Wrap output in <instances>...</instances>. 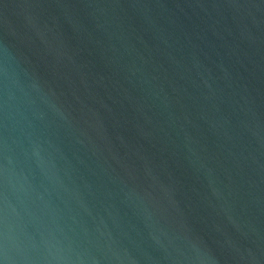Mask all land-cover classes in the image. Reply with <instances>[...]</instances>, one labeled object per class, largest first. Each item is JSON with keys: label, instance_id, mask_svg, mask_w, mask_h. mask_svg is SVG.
Returning <instances> with one entry per match:
<instances>
[{"label": "water", "instance_id": "1", "mask_svg": "<svg viewBox=\"0 0 264 264\" xmlns=\"http://www.w3.org/2000/svg\"><path fill=\"white\" fill-rule=\"evenodd\" d=\"M0 264H264V0H0Z\"/></svg>", "mask_w": 264, "mask_h": 264}]
</instances>
